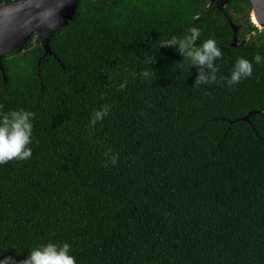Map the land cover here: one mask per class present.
<instances>
[{
	"label": "trees",
	"instance_id": "1",
	"mask_svg": "<svg viewBox=\"0 0 264 264\" xmlns=\"http://www.w3.org/2000/svg\"><path fill=\"white\" fill-rule=\"evenodd\" d=\"M250 10L248 0L222 11L208 0H79L49 40L54 57L39 35L4 55L0 107L35 118L31 158L0 165L2 255L19 264L67 242L77 264H264V60L225 83L238 58H264ZM191 27L197 45L211 38L222 52L215 83L194 87L197 69L164 46ZM109 149L119 162L101 167Z\"/></svg>",
	"mask_w": 264,
	"mask_h": 264
},
{
	"label": "clouds",
	"instance_id": "2",
	"mask_svg": "<svg viewBox=\"0 0 264 264\" xmlns=\"http://www.w3.org/2000/svg\"><path fill=\"white\" fill-rule=\"evenodd\" d=\"M69 0H36L39 5L27 16L22 15L26 11L24 0H3L0 3V42L11 39L17 34L29 35L33 31L43 29L55 31L61 22L60 13ZM201 36V30L191 27L182 37L172 36L164 46L173 47L183 61L187 60L188 70L195 67L197 75L194 87L217 82L219 66L216 63L222 52L214 39H207L197 45ZM264 60L259 54L255 55L252 61L245 58H238L233 64L231 74L225 78L229 87H234L241 80L248 79L253 75V63L260 64ZM143 63L148 65L147 69L139 71L140 78L150 77L152 70L149 65L155 63V58L146 56ZM183 61L181 64H183ZM126 87V81L120 84V88ZM110 112V106L105 105L98 110H93L89 118V126L95 127L102 122ZM35 113L24 109L3 111L0 107V165L10 161H24L32 156L33 123ZM104 160L101 167L116 166L119 162V153L109 149L104 153ZM71 245L47 243L32 251L19 264H77V259L71 255ZM17 256L20 253L16 254ZM0 264H18L12 256H3L0 252Z\"/></svg>",
	"mask_w": 264,
	"mask_h": 264
},
{
	"label": "water",
	"instance_id": "3",
	"mask_svg": "<svg viewBox=\"0 0 264 264\" xmlns=\"http://www.w3.org/2000/svg\"><path fill=\"white\" fill-rule=\"evenodd\" d=\"M209 5H214V7L222 11L223 8L227 5L228 0H208ZM79 0H69V2L64 6L62 9L60 16H61V22L59 27L55 31H45L43 29L33 31L29 35L24 34H17L13 36L9 40H5L3 42H0V71L3 75V68L1 66V58L6 55L13 53L15 51L22 52L24 50V47L29 43L32 36L39 35L40 37V44L44 49V56H51L54 57L50 48H49V40L50 38L59 30L66 28L69 23L73 20L74 15L76 13L77 4ZM251 10L250 15H254L256 22L258 23V28L264 30V0H248ZM38 7L39 5L36 3V0H24V7L26 11L22 13V15L27 16L30 15L34 11V7ZM230 23V22H229ZM254 25V23L252 22ZM230 26L233 30V42L231 43V47H238L240 44L237 41V27L230 23ZM257 28V26H255ZM260 113H264V111H261ZM254 114L250 113L248 114L243 121L248 122L249 117Z\"/></svg>",
	"mask_w": 264,
	"mask_h": 264
},
{
	"label": "bare ground",
	"instance_id": "4",
	"mask_svg": "<svg viewBox=\"0 0 264 264\" xmlns=\"http://www.w3.org/2000/svg\"><path fill=\"white\" fill-rule=\"evenodd\" d=\"M251 21L254 23L255 26L258 27V23L256 22L254 15L251 16Z\"/></svg>",
	"mask_w": 264,
	"mask_h": 264
},
{
	"label": "rangeland",
	"instance_id": "5",
	"mask_svg": "<svg viewBox=\"0 0 264 264\" xmlns=\"http://www.w3.org/2000/svg\"><path fill=\"white\" fill-rule=\"evenodd\" d=\"M250 21H251V15H250ZM251 23H252V21H251ZM254 26H255V25H254ZM257 29H258L259 31H264V30H262V29H260V28H258V27H257ZM249 40H250L249 37H247L246 42L249 41Z\"/></svg>",
	"mask_w": 264,
	"mask_h": 264
}]
</instances>
